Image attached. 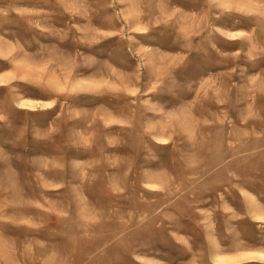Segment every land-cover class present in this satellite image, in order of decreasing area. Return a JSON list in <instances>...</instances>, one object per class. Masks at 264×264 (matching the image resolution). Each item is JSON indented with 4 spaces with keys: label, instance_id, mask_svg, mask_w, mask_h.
Returning <instances> with one entry per match:
<instances>
[{
    "label": "rangeland",
    "instance_id": "obj_1",
    "mask_svg": "<svg viewBox=\"0 0 264 264\" xmlns=\"http://www.w3.org/2000/svg\"><path fill=\"white\" fill-rule=\"evenodd\" d=\"M255 253L264 0H0V264Z\"/></svg>",
    "mask_w": 264,
    "mask_h": 264
},
{
    "label": "bare ground",
    "instance_id": "obj_2",
    "mask_svg": "<svg viewBox=\"0 0 264 264\" xmlns=\"http://www.w3.org/2000/svg\"><path fill=\"white\" fill-rule=\"evenodd\" d=\"M247 1V0H246ZM242 2V1H241ZM243 5V4H242ZM251 10V9H250ZM143 32V31H142ZM223 36V35H222ZM234 38V37H233ZM254 68V67H253ZM191 117V116H190ZM189 119V118H188ZM193 119V118H192ZM258 257H264V254L261 253H255ZM248 255L252 256V253H249Z\"/></svg>",
    "mask_w": 264,
    "mask_h": 264
}]
</instances>
